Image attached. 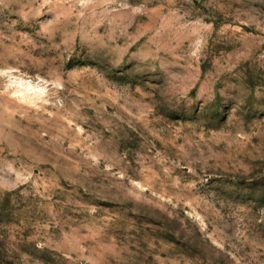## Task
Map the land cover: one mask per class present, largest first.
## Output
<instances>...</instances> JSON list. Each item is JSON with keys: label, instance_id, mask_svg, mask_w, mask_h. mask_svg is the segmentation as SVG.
Listing matches in <instances>:
<instances>
[{"label": "rangeland", "instance_id": "rangeland-1", "mask_svg": "<svg viewBox=\"0 0 264 264\" xmlns=\"http://www.w3.org/2000/svg\"><path fill=\"white\" fill-rule=\"evenodd\" d=\"M0 264H264V0H0Z\"/></svg>", "mask_w": 264, "mask_h": 264}]
</instances>
